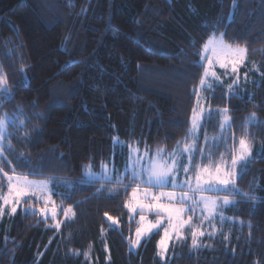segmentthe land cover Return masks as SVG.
I'll return each instance as SVG.
<instances>
[{
	"label": "trees",
	"instance_id": "1",
	"mask_svg": "<svg viewBox=\"0 0 264 264\" xmlns=\"http://www.w3.org/2000/svg\"><path fill=\"white\" fill-rule=\"evenodd\" d=\"M213 33L247 48L237 94H228L232 81L223 77L202 95L212 109L229 108V146L231 136L238 144L249 133L253 158L236 187L256 199L237 196L223 214L230 219L214 222L215 235L200 237L195 248L186 235L163 260L161 232L137 249L129 243L139 220L124 206L131 189L79 181L89 164L98 173L110 161L123 173L129 144L153 154L176 148L196 103L199 53ZM0 72L12 93L0 100V114L22 109L27 117L25 129H8L12 151L4 155L12 163L4 171L15 167L61 185L53 194L59 230L25 203L14 217H0V264H264V0H0ZM252 113L256 123L245 129ZM219 120L204 122L201 146L205 133L219 137Z\"/></svg>",
	"mask_w": 264,
	"mask_h": 264
},
{
	"label": "snow or ice",
	"instance_id": "2",
	"mask_svg": "<svg viewBox=\"0 0 264 264\" xmlns=\"http://www.w3.org/2000/svg\"><path fill=\"white\" fill-rule=\"evenodd\" d=\"M199 54L200 60L204 63L200 65L203 72L198 86L194 89L196 103L192 108L186 136L177 142L176 148L171 152L167 149H157L153 154L147 147L141 152L138 146L129 144L128 159L123 173L117 172L115 168L109 169L107 164L101 165L99 174L93 173L92 165L89 164L85 166V178L79 181L81 184L100 182L102 186L112 184L114 187L109 189L110 192L123 188L127 193V190L131 189L130 198L124 206L130 213L138 214L139 220L136 221L135 238H128L129 243L133 248L138 247L144 238L158 234V230L163 227V235L158 241V250L162 257L173 236L177 240L185 238L186 228L191 230V243L194 248L199 246V237L206 234L201 230V225L205 221L213 228V231L207 235H215L217 229L213 221L216 220L217 215L221 224L230 219L218 213V209L235 206L239 202L236 199L237 196L249 200L256 199L236 187L237 176L247 169L253 158V142L249 139V133L244 130L238 144L236 138L231 136L232 144L229 146L228 138L225 137V131L231 128L229 108L212 109L209 103L210 98L202 95L203 92L213 88L209 78L218 85H222L223 77H230L232 81L227 85L228 94L230 96L237 94L239 71L245 62L247 48L227 44L223 34L217 37L213 33L202 45ZM217 65L223 72H217ZM247 75L245 73V78ZM11 95V90L7 87L6 75L0 72V100L10 99ZM35 115L39 117L38 113ZM214 117L220 118V135L210 138L205 133L204 143L201 146L198 143L199 132L204 127V122ZM256 120V114L252 113L247 118L245 129L247 125L255 124ZM26 122L27 117L22 109H18L12 115L0 114V173L3 174L0 179L6 177L8 182L7 194L0 193V201H2L0 216L4 215L5 206H10V214L17 213V205L23 202L28 205L26 212L32 210V214L36 215L38 211L45 222L50 216L52 221H56L54 227L59 230L61 222L57 221V206L52 200L53 192L50 188L54 178L30 179V176L38 175V173L17 174L15 167L11 168V175L4 171V165L12 163L4 155L6 150L12 151L9 137L13 133H10L8 129L9 127L17 131L25 129ZM34 130L38 131V129ZM28 138L29 133L25 131L21 139ZM114 143L120 144V141L114 139ZM221 145L225 146V151L217 152L216 149ZM23 160V156L18 157L17 166H20ZM206 193L213 195H206ZM220 193L223 194L220 195ZM33 199L37 203L42 201L43 207L33 210ZM198 207L202 215L196 218L199 223H195L193 215L189 213L194 214ZM145 212L154 213L155 222L148 220ZM204 212L207 214L203 215ZM63 215L70 219L75 213L72 207L68 206L63 209ZM108 219L113 225L117 224L111 216H108ZM130 219H132L131 216ZM224 239L227 240L228 236L225 235Z\"/></svg>",
	"mask_w": 264,
	"mask_h": 264
},
{
	"label": "rangeland",
	"instance_id": "3",
	"mask_svg": "<svg viewBox=\"0 0 264 264\" xmlns=\"http://www.w3.org/2000/svg\"><path fill=\"white\" fill-rule=\"evenodd\" d=\"M217 37H219V36H217ZM209 55H210V53H209ZM246 60V59H245ZM242 66V65H241ZM216 70H217V72L218 73H220V71H223L222 69H220L219 68V66L217 65V67H216ZM209 82L210 83H212L213 85H215V84H217L215 81H213L211 78H209ZM113 162H114V160H113ZM102 164H107V165H109L110 164V161L109 162H102L101 163V165ZM100 165V166H101ZM108 168L109 169H112L110 166H108ZM92 170H93V168H91ZM93 173H96L94 170L92 171ZM100 172H98L97 174H99ZM10 174V173H9ZM11 175V174H10ZM30 179H35V180H41V179H44V178H37V177H29ZM181 178H183V174L181 173ZM7 178H6V183H5V188H6V193H5V195L7 194ZM57 185H59V187L61 186L60 185V183L58 184V183H55V182H53L51 185H50V188H51V190H52V192H53V194L55 193V186H57ZM223 193H220V195H222ZM206 195H213L212 193H206ZM33 200H35V199H33ZM52 200H53V195H52ZM42 202V201H41ZM22 203L23 202H21V204H19V205H17V213H18V211H19V209L21 208V206H22ZM43 203V202H42ZM0 205H2V201H0ZM51 206V205H50ZM59 206V205H58ZM230 206H228V207H224V208H220V209H218V213H222V214H226V210H227V208H229ZM38 208H40V207H35L33 210H36V209H38ZM129 210V209H128ZM17 213H15V214H10V206H5V213H4V215H7L8 217H14ZM37 214L39 215V212L37 211ZM133 215H136V214H134V213H132ZM207 213L206 212H204L203 213V215H206ZM3 215V216H4ZM145 215H146V217H147V219L148 220H150V221H152V222H155V220H156V216L154 215V213H151V212H145ZM189 215H193V221L195 222V223H199V221H197V217L198 216H201L202 215V213H201V209L198 207V208H196V210H195V213L193 214V213H189ZM137 216V215H136ZM1 217V216H0ZM50 217V216H49ZM51 218V217H50ZM186 218V217H185ZM216 220H219V216L217 215V218H216ZM216 220L215 221H213V223L215 222L216 223ZM165 226H166V221H165ZM201 230H203V231H205V236L207 235V233H210V232H212L213 231V228L205 221L204 223H203V225H201ZM158 232H161V236L163 235V227H161L159 230H158ZM189 234H191V230L190 229H185V233H184V237L186 236V235H189ZM152 236V235H151ZM207 236H209V235H207ZM203 237V236H202ZM146 238H148V237H146ZM146 238H144L143 240H142V242L146 239ZM161 239V238H160ZM199 239H200V237H199ZM177 239L173 236V238L172 239H170L169 240V242H168V249H169V247H170V245L174 242V241H176ZM139 247V246H138ZM138 247H135V249H137ZM168 249H167V251L163 254V257L160 255V253H159V250H158V253H159V256L164 260L165 258H166V256H167V252H168Z\"/></svg>",
	"mask_w": 264,
	"mask_h": 264
}]
</instances>
